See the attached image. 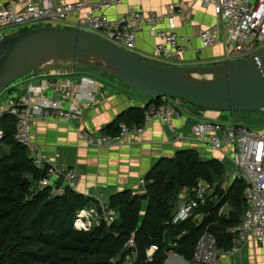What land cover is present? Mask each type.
Segmentation results:
<instances>
[{"label": "built area", "instance_id": "obj_1", "mask_svg": "<svg viewBox=\"0 0 264 264\" xmlns=\"http://www.w3.org/2000/svg\"><path fill=\"white\" fill-rule=\"evenodd\" d=\"M122 0H74L73 2L55 5L51 0H13L12 3L0 9V40L4 37L14 36L25 30L54 26L65 28L66 21L75 12L86 10L85 17L78 21V29L96 34L111 43L134 53L138 33L143 26H147L150 33L160 40L154 51L152 61L163 65L173 66L181 59L185 47L181 44L182 37L176 31L175 16L179 5L175 0H170L168 11L164 15L156 12L131 10L126 15L110 19L106 11ZM206 6L213 7L214 13L219 17V22L199 34L203 48L215 45L223 33H226V44L229 58L226 62L239 59H252L264 53V0H205ZM167 22L166 29L159 25ZM67 77L64 81L65 88L72 92V103L69 108H64L62 102L48 99L44 92L55 87L53 82L39 85L30 84L27 87V98L15 101L8 97L9 88L0 96V122L4 114L16 118L17 127L15 139L27 148L32 147L30 127L38 119L51 117L78 121L82 112L76 106L77 102L87 100V105L94 102V87L97 81L90 77L78 78L75 71L57 73ZM57 75V76H58ZM185 102L180 99H167L162 106L151 107L146 114L145 124L142 128H129L126 124L120 125L118 136L90 132L82 129L81 137H90L92 146L102 147L112 143H121L125 136L131 132H142L152 121H159L169 125L174 118L183 115L182 106ZM192 131L199 141L215 151L223 152L232 167L226 170L215 186L227 191L236 180L245 183L244 199L246 202L241 222L233 227H228L226 232L232 237V247L219 248L216 237L205 232L197 241L190 264H220L221 257H234L250 239L257 243L264 242V128L250 127L241 122H220L202 120L192 125ZM4 138V131L0 126V141ZM34 164L46 173L40 180L41 187H49L52 178L61 176V171L54 167L51 158L36 156ZM77 170L70 168V179L77 178ZM225 176V178H224ZM77 181V179H76ZM145 186V180L141 181ZM76 190V182L66 185ZM215 189L205 181L187 193L184 201L174 212L169 226H176L192 221L195 226H200L204 217L199 211L208 205V197ZM65 192V189H64ZM185 192V191H184ZM183 192V193H184ZM55 193V192H54ZM61 194V193H58ZM183 195V194H182ZM101 211L97 207L81 210L76 217L75 227L79 231H87L90 219L97 218L98 226L102 222L112 225L117 220V213L110 208L108 201H99ZM90 230V229H88ZM181 232L173 244L186 235ZM159 250L157 245H152L146 252V263L153 261L154 255ZM125 261L123 264H137L138 250L135 243V234L125 244ZM181 258L178 254L171 255L165 262Z\"/></svg>", "mask_w": 264, "mask_h": 264}, {"label": "trees", "instance_id": "obj_2", "mask_svg": "<svg viewBox=\"0 0 264 264\" xmlns=\"http://www.w3.org/2000/svg\"><path fill=\"white\" fill-rule=\"evenodd\" d=\"M26 31L29 30L21 33ZM166 102L167 98L150 99L143 108H129L102 133L116 137L123 123L129 128H142L150 108H158ZM0 126L4 131L0 147L8 149L0 152V264H29L27 252L19 247V243L29 239L46 252V264H61L62 254L98 259L77 264H123L125 244L133 234L138 250L137 264H165L173 254L190 262L195 245L205 232L216 237L219 248L232 247V237L226 230L241 222L246 207L245 183L238 179L228 191L215 186L226 170L221 161L204 159L194 149L179 151L172 158H161L144 178L146 205L142 199L144 195L131 190L116 193L108 201L117 213L116 222L112 225L102 222L93 229L79 231L74 225L77 214L94 206L101 211L98 201L68 186L62 195H56L50 187H41L40 180L47 170L38 168L28 148L16 141V118L4 114ZM200 181L215 187L208 197L207 207L199 211L205 215L209 212L200 226H195L192 221L167 225L176 210L179 194L192 190ZM225 204L231 207L230 213L236 214L234 222L231 218L218 216ZM183 231H187L186 235L174 247L176 238ZM9 241L16 244L7 253L5 245ZM152 245H157L159 250L153 261L146 263V252Z\"/></svg>", "mask_w": 264, "mask_h": 264}, {"label": "crops", "instance_id": "obj_3", "mask_svg": "<svg viewBox=\"0 0 264 264\" xmlns=\"http://www.w3.org/2000/svg\"><path fill=\"white\" fill-rule=\"evenodd\" d=\"M12 1L0 0V9ZM51 1L58 5L74 0ZM175 2L179 5L175 16L176 31L182 37L181 44L185 50L181 54L180 61L173 66L215 65L226 62L229 53L224 29L220 40L210 48H203L199 38L202 29L210 28L220 20L214 13L213 7L206 6L205 0H175ZM169 3L170 0H122L105 13L113 20L131 10L164 15L168 11ZM85 14L86 10L73 13L66 21L65 28H77L78 21L84 18ZM159 28L166 29L167 22L161 23ZM159 43L160 40L150 33L148 27L143 26L138 33L134 53L142 59L152 61L155 48ZM67 65L51 64L34 71L32 75L14 84L10 90V96L16 101L22 100L27 98V87L30 84L53 82L55 87L46 90L43 96L62 102L64 108H69L72 103L71 93L65 88V79L57 74L66 72ZM70 70L78 75L92 76L80 71L77 66H72ZM93 77L90 78L98 80L95 79L97 81L94 87L95 100L90 106L87 105V100L76 103L77 108L82 112L78 121L51 117L38 119L30 127L33 146L30 149L31 157L57 158L65 166L77 168L81 178L76 192L94 199L98 194H103L107 201L112 195L125 190L144 195L145 188L141 181L156 162L161 158H172L182 150L194 149L201 154L202 158L217 159L224 165L225 162H230L223 152L213 150L194 135L192 125L197 121L208 120L205 118L207 114L202 112L203 109L186 103L182 106V117L174 118L169 125L152 121L142 133L133 134L124 142L98 149L88 148L80 138V130L88 129L102 133L103 129L118 115L132 107L143 108L150 101L148 97L136 93L123 83L120 84L121 82ZM211 117L215 121L235 122L225 117L223 112ZM184 191L179 194L177 207L182 204L190 190ZM207 214L203 213V217L205 218ZM178 262L190 264L183 257L172 259L168 264ZM221 263L264 264V242L257 243L250 239L234 257H221Z\"/></svg>", "mask_w": 264, "mask_h": 264}, {"label": "water", "instance_id": "obj_4", "mask_svg": "<svg viewBox=\"0 0 264 264\" xmlns=\"http://www.w3.org/2000/svg\"><path fill=\"white\" fill-rule=\"evenodd\" d=\"M73 59L96 61L100 70L149 99H180L216 112L264 110V53L215 65H153L91 32L54 26L0 41V96L32 72Z\"/></svg>", "mask_w": 264, "mask_h": 264}, {"label": "rangeland", "instance_id": "obj_5", "mask_svg": "<svg viewBox=\"0 0 264 264\" xmlns=\"http://www.w3.org/2000/svg\"><path fill=\"white\" fill-rule=\"evenodd\" d=\"M9 37H11V36L4 37L3 40L7 39ZM0 41H2V40H0ZM55 64H58V65L68 64L67 65V67H68L67 70H69V71H71L70 68H72V66H77V67L80 68V71H82L84 73H87V74H91L92 76H90V77L97 76V77L102 78V79L111 80V81H115V82L117 81L118 83H120V81L117 80L112 75L107 74L106 72L100 70L97 67L96 61H91V60H88V59H78V60L73 59V60H67V61L63 62V64H60V63H55ZM33 73L34 72H32L29 75H32ZM76 75H77L78 78L86 77L84 75H78V74H76ZM194 77H196L197 79H211L212 78V76L209 77V78H206L205 76H198V75H194ZM62 78L66 79L67 77H62ZM102 81H104V80H102ZM14 84L9 89L8 97L10 96V90L14 87ZM120 84H122V83H120ZM68 92L71 93V99H73L72 92L71 91H68ZM17 101H20V100L17 99ZM84 101H86V100H84ZM92 103L93 102L89 103V106ZM202 112H204V114H207V116L205 118L210 120V121H215V119L213 117H211V115L218 116V114H219V112L211 111V110H204V109L202 110ZM252 113L251 112H248V113L236 112V113H233V114H235V115H233L231 112H223V115L225 117H227L228 119H230L231 121L235 120V122H241L242 124H244L246 126L264 128V110L257 111V112H252ZM85 130H88V129H85ZM88 131H90V130H88ZM90 132L98 133L96 131H90ZM137 133H142V132H131V133H129L128 136L126 135L124 138L127 139L131 135L137 134ZM100 134H103V133H100ZM80 138L82 139V141L85 143V145L88 148H93V149L100 148V147H95V146L90 145V144H92L90 142V137H86V140H85V137L83 138L80 135ZM124 141L125 140H123V142ZM112 145H116V143L108 144V145H105V146H102V147H107V146H112ZM32 147L28 148L29 153H30V149ZM7 150L8 149L6 147H4V146L0 147V152H6ZM30 155H31V153H30ZM32 158H34V157H32ZM51 163L54 165V167L58 168L61 171V176L54 177V178H52V180H50L52 185H50L49 187L53 190V192H55L56 195L64 194V189H65L66 185H69V183L72 184L73 182L74 183L76 182V185L78 187L79 180L81 178V174H80V172H79V170L77 168H75L78 171L77 174H76L77 178H75L73 180V179H70L68 172L70 171V168H74V167L65 166V164L63 162H59V160H57V158H54V159L52 158L51 159ZM225 166L226 167H232V163L227 161V162H225ZM224 178H225V176H224ZM76 179H77V181H76ZM227 191H228V189H227ZM234 192H235V190H234ZM58 193H61V194H58ZM178 198H180V197H178ZM98 199H99V201H105L106 200V198L104 197L103 194H98L97 197H96V200L98 201ZM143 201H144V205H146V203H147L146 201L147 200H143ZM230 212H231V207L229 205L225 204V205H223L220 208V210L218 212V216L221 217V218H231L230 219L231 222H234V218H235V220L237 219L236 214L233 215V213H230ZM88 223H89V225L87 226L88 229H93V228L98 226V219L97 218L90 219V222H88ZM15 244H16V242H10V241L6 243L5 246H6V248H8V252L7 253H10L11 248ZM19 247H20L21 250L27 252V258H28L27 260H28L29 264H46V259H44V255L46 254V252L45 251L43 252L42 251L43 249H41L39 246L35 245L33 240H31V239L25 240L24 242L19 243ZM60 256H61V260H60L61 264L92 263V262H96L98 260L97 258H91V257L77 258V257H75L73 255H69V254H62ZM124 261H125V256H124L123 262ZM177 264H180V263L178 262ZM220 264H222L221 260H220Z\"/></svg>", "mask_w": 264, "mask_h": 264}, {"label": "bare ground", "instance_id": "obj_6", "mask_svg": "<svg viewBox=\"0 0 264 264\" xmlns=\"http://www.w3.org/2000/svg\"><path fill=\"white\" fill-rule=\"evenodd\" d=\"M205 77H206V78H209V77H211V76H205ZM6 92H7V90H6L3 94H5ZM3 94H2V95H3ZM2 95H1V96H2Z\"/></svg>", "mask_w": 264, "mask_h": 264}]
</instances>
